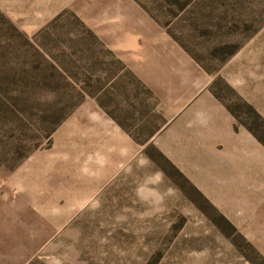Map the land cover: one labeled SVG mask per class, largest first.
<instances>
[{
  "label": "rangeland",
  "instance_id": "1",
  "mask_svg": "<svg viewBox=\"0 0 264 264\" xmlns=\"http://www.w3.org/2000/svg\"><path fill=\"white\" fill-rule=\"evenodd\" d=\"M0 264H264V0H0Z\"/></svg>",
  "mask_w": 264,
  "mask_h": 264
},
{
  "label": "crops",
  "instance_id": "2",
  "mask_svg": "<svg viewBox=\"0 0 264 264\" xmlns=\"http://www.w3.org/2000/svg\"><path fill=\"white\" fill-rule=\"evenodd\" d=\"M123 27L120 29L122 33H124L127 37H132L135 36L136 39H132L128 41V46L125 47H130L129 44H132L133 46L135 45V49L139 48L142 49L144 52V56L146 57L147 61L144 64L134 66L135 71L140 74L144 75V78L146 82L149 83V85L152 87V89H155L156 91H159V87L156 84H160V81L157 79V75L165 70V68L169 67V62L172 57H169V54H165V49L167 44L170 43L168 37L166 35H162V33H158V29L153 27L154 23L151 21V19H144V23L142 22L140 24L138 23H131L130 20L124 19L122 21ZM125 22H128V25H124ZM146 27V28H145ZM142 37V44L138 41V38ZM119 49V51H122L121 47H115ZM144 65V66H142ZM145 68H149L146 70ZM148 75V77H147ZM178 95V94H177ZM176 95V96H177ZM177 98L180 99V96H177ZM183 104V101L181 102ZM179 105H182L178 103ZM178 109V108H177ZM174 109V110H177ZM178 111V110H177ZM100 115V113L97 111V115ZM98 115V116H99ZM99 118L97 117V120ZM96 120V121H97ZM88 124L92 123V119L87 120ZM102 123H98L96 125H92L89 130V137H97L100 138L104 135V130L101 128ZM103 125V124H102ZM94 127V128H93ZM116 134L119 138L124 139L122 142L123 145H128L129 147H136V143L133 141V139L128 136L124 131H122V128H120L118 125L116 126ZM133 151V150H132ZM136 152L133 151L132 158L134 156V153ZM117 169L112 171L111 169L108 170L106 175H104V178L108 176V179L114 176V173L116 172ZM34 172H36V168H34ZM103 181V179H102ZM101 181V182H102ZM102 184V183H100ZM43 186H47L45 183H43Z\"/></svg>",
  "mask_w": 264,
  "mask_h": 264
}]
</instances>
